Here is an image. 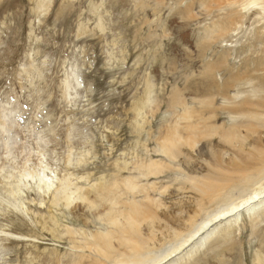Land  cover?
<instances>
[{"label": "rangeland", "instance_id": "374dc122", "mask_svg": "<svg viewBox=\"0 0 264 264\" xmlns=\"http://www.w3.org/2000/svg\"><path fill=\"white\" fill-rule=\"evenodd\" d=\"M259 82L264 0H0V106L2 120L12 121L10 132L0 131V187H8L10 164L25 163L49 180L43 186L37 177L22 179L20 209L0 201V264L98 263L77 234L63 233L82 227L83 213L86 222L91 216L80 198L75 216L71 206L51 204L62 179L97 203L94 183L117 179L123 187L128 177L144 186L135 198L156 216L154 254L171 250L174 231L185 233L191 221L200 226L220 206V188L210 195L199 188L213 191L216 171L238 172L226 163L236 140L243 156L254 140L264 141L263 109L257 119L231 112ZM232 124L234 140L227 142ZM177 136V157L168 160L161 142ZM140 166L152 173L134 181ZM260 205L209 221L159 264H264ZM147 221L140 224L146 237ZM84 227L105 230L96 220Z\"/></svg>", "mask_w": 264, "mask_h": 264}, {"label": "bare ground", "instance_id": "6f19581e", "mask_svg": "<svg viewBox=\"0 0 264 264\" xmlns=\"http://www.w3.org/2000/svg\"><path fill=\"white\" fill-rule=\"evenodd\" d=\"M211 80L212 79L209 78V82ZM247 80L249 81L250 79ZM207 84L209 85L212 84L213 86L214 82H210ZM242 90L245 89L242 88ZM217 92L218 93L223 92L222 88L217 87ZM237 92L240 95L243 93L247 94L248 92L250 95L249 96L245 95L247 96L246 98L242 96L244 99L241 100L238 103V107L232 109L231 112L236 113L235 110H241L242 112L243 110H245V112H248L249 116L257 119L258 114L259 115L262 114L260 110L262 109L264 110V108L262 107V105L264 104V95H263L264 85L259 82L256 84V86H251L247 90V92L242 93L240 90H238ZM259 93L263 96L262 97H259V95L256 96V94ZM255 96L257 98L253 100V97ZM242 103L243 105L246 106H242L241 105ZM4 111L3 108L1 107L0 131L7 132L6 130H8L10 132L12 128L11 125L12 121L8 119V122H4L2 120V117L7 115V112H5L4 114ZM232 125H233L232 128L228 130L227 134L226 132L224 133V137L225 135L228 137V139L227 137L224 138V140H226L227 142H232L234 140L233 131L235 128L234 127L235 124ZM258 125L262 127L264 123L260 121ZM248 126L254 127L255 125L253 126V124L249 123ZM173 139L174 141L170 140V142L162 141L161 142L162 145L159 148V151L162 154L168 156V160L173 159L175 156L177 157V150H175L174 147H176L177 143H180V139L178 136L177 138H173ZM8 140H11V137L9 135L7 141L4 143L6 147V154H7V155L5 154L6 156L10 155L11 153L10 146L13 143V142L12 143L9 142ZM236 141L238 142L237 145L238 150L233 151L234 156L229 158V160H227L228 162L226 163H228V165H230L233 170H237L238 172L232 173L231 175L229 172L226 173L224 169L223 170L221 169V171H216L214 173V177L211 180L214 183H212L209 186V188L213 189V191H211L210 193H206L207 192L206 186H201L199 188L200 192L203 191V194L205 193L207 195L217 192L215 190L220 188L218 189V192H220L221 195H215L216 199L220 202L218 206L219 205L220 206L217 208L216 211H214V213L211 212L207 213L205 217L207 219L202 221L199 224L200 226L196 227L194 225V221H191L190 223L191 226H189V228L185 233L174 231L171 234L172 236L171 241L175 242L176 246L174 245L171 250L162 252L157 255L154 254L156 251L154 249V244L156 243L153 237V232H154L153 222L155 221L156 216L155 215L152 216V212H151L152 209L150 208V206H148L149 204L147 202H142L143 200L139 201L138 199L135 198L137 195L144 194V192H147L146 191L147 189L144 186H140V185H138L140 190L137 189L136 185H133V182L128 177L122 180L123 187L118 185L117 179H113L112 182L107 181L103 183H94L92 187L97 189L99 192L97 195L98 203L88 200L85 191L86 188L76 185L75 183L71 182L69 179L60 180V182H58V186H56V188L54 187L55 189H53V191L51 192L52 193L51 195L52 197L50 196L51 204L55 207L62 205L63 208H67L71 206L68 213L69 215L71 214L75 216L76 214L75 210L77 209L76 207L77 205L75 201L79 200L80 198V200L85 202L86 207L89 209V215L91 216V220H89V222H86L84 219L86 218V215L88 213L86 215L83 213L84 218L82 220L83 223V225H81L82 227H79L77 229L66 227V229L63 230V233L77 234V236H79L80 239H82L83 241V245H84L83 248L96 255L95 258L98 262L97 264L163 263V261H165V259L172 252H175L180 247L185 245L199 231H201L205 227V225L208 224L209 221H212L218 217L224 216L229 213L231 214L237 210L239 211L240 208L246 206L247 204L250 205L252 204V210H253V207H258L260 204L264 203V198L260 196L264 193V141L254 140L252 144L253 147L252 149H249V153L247 156H243L240 152L243 150L241 149L243 148V141L241 139L240 140L237 139ZM184 143L189 144V142L187 141ZM210 154H212V156L214 157L213 160L217 161V163L219 162L221 163L217 151L215 152L212 151ZM70 159L71 158H68L69 162ZM80 160L82 161V159H79L78 161ZM24 164L8 165L10 170H8L7 175L5 176L8 179V180L5 179L8 187H6L5 183L3 187H0V201H4L7 204H10L16 209L19 208L18 205L20 203L19 201H18L19 203L16 202L18 200L16 198V193L18 192V189H20L18 183L22 182V179L24 178L33 179L34 177H37L39 178V181L43 186H45L44 185L45 182L49 181L46 180L47 178L45 179V177L44 179L46 181H44L43 180L44 175L38 176V173L37 171H35V169L26 168ZM122 164H124V166L126 165L125 162ZM2 169L3 167L0 168V171ZM136 169H138L137 171L138 173L136 174V176L133 177L134 181L139 180L140 178H146L149 174L152 173L148 169V167L145 166L136 167ZM197 188L198 187H196L195 189L197 190ZM224 190L225 192L223 193ZM129 191L135 193L134 201H129V195H128ZM106 196H109L108 199H106ZM158 204H159V200H158ZM253 213L255 212H252V214ZM257 213H258L257 215L260 217V220L258 222L263 221L264 209H261V211H258ZM145 219H148L147 226H148V232L150 233V236L147 235V237L145 235H142L143 233L141 232L140 229V224L142 221L144 222ZM93 220H96L97 223H100L101 224L100 228L102 229L104 228L105 230L102 231L100 229H95L94 231L93 230L87 231L84 225L91 224ZM79 224H81V222ZM228 233L229 232H227V234ZM206 234L208 233L206 232ZM133 236H135V239H133ZM142 239H147V242L143 241ZM202 239L203 238L200 237L197 241L194 242V244L200 246L202 244L201 241ZM215 244H216L214 245L215 247H220V245H218L219 243H215ZM175 263L176 261L172 264ZM70 264H96V263L82 262L81 259H77L75 261H72Z\"/></svg>", "mask_w": 264, "mask_h": 264}]
</instances>
